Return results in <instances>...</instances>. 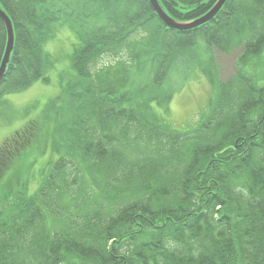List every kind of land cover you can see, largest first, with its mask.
<instances>
[{"label":"trees","instance_id":"16d2710c","mask_svg":"<svg viewBox=\"0 0 264 264\" xmlns=\"http://www.w3.org/2000/svg\"><path fill=\"white\" fill-rule=\"evenodd\" d=\"M53 1L0 0L14 29L0 97L50 81L46 45L62 25L77 38L60 155L36 190L2 196L0 264H264V58L257 77L246 67L264 57V0H227L181 30L149 0H78L69 12ZM158 1L187 22L218 0ZM198 36L240 49L243 66L179 128L165 114L167 79ZM6 46L0 16V67ZM104 57L117 63L99 65ZM39 131L30 120L0 145V179Z\"/></svg>","mask_w":264,"mask_h":264},{"label":"rangeland","instance_id":"374dc122","mask_svg":"<svg viewBox=\"0 0 264 264\" xmlns=\"http://www.w3.org/2000/svg\"><path fill=\"white\" fill-rule=\"evenodd\" d=\"M77 1L55 0L51 5L54 8L62 5L69 12L80 5ZM137 38L140 36L136 35L130 40ZM75 42L74 30L62 25L46 45L54 60L53 68L49 71L50 81H37L21 92L0 97V145L30 120L40 123L37 139L6 169L0 179V200L5 193L12 194L10 197L15 198L17 192L24 190L25 183L28 192L36 190L42 178L41 174L48 170L60 155L58 151L61 149L63 132L69 118L68 89L74 80L70 56ZM192 50L194 57H186L182 61L183 69L179 67L172 70L173 73L171 72L167 79L168 86L178 89L169 104L170 110L165 114L168 120L179 128L195 125L199 113L209 112L212 99L217 95V83L234 74L238 65V50L227 54L216 48H209L201 38L197 39ZM125 54L126 52H123L120 59L129 61V56ZM263 58H258L257 63L246 67L249 71L261 73L260 60ZM189 59L191 61L186 65L184 61ZM101 63L115 65L117 60L115 57H105L99 65H102ZM259 81L263 83L262 79ZM156 109L161 111L157 105ZM1 205L0 203V207Z\"/></svg>","mask_w":264,"mask_h":264},{"label":"water","instance_id":"95a60500","mask_svg":"<svg viewBox=\"0 0 264 264\" xmlns=\"http://www.w3.org/2000/svg\"><path fill=\"white\" fill-rule=\"evenodd\" d=\"M150 1H151V4L153 5L154 9L157 11L159 16L161 17V19L165 22V24H167L168 26L173 27V28L183 29V28H192V27L197 26V25L209 20L210 18H212L218 12V10L222 7V5L224 4V2L226 0H219V2L216 4V6L206 16H204V17H202V18H200V19H198L192 23H188L185 25L177 23L169 15H167L163 11V9L161 8V6L157 2V0H150ZM0 16L4 19L6 26H7V31H8L7 47H6V51H5L4 60L2 62V66L0 69V79H1L3 72L5 71L6 65L9 61L10 54H11L12 49H13L14 31H13V25H12L10 18L7 16V14L1 8H0Z\"/></svg>","mask_w":264,"mask_h":264},{"label":"bare ground","instance_id":"6f19581e","mask_svg":"<svg viewBox=\"0 0 264 264\" xmlns=\"http://www.w3.org/2000/svg\"><path fill=\"white\" fill-rule=\"evenodd\" d=\"M199 38H201V39H202V37L198 36V37H197V39H199Z\"/></svg>","mask_w":264,"mask_h":264}]
</instances>
